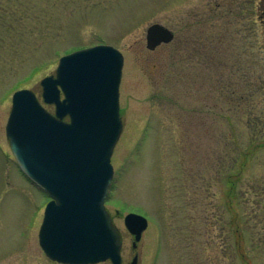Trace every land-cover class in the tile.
<instances>
[{
	"label": "rangeland",
	"instance_id": "obj_1",
	"mask_svg": "<svg viewBox=\"0 0 264 264\" xmlns=\"http://www.w3.org/2000/svg\"><path fill=\"white\" fill-rule=\"evenodd\" d=\"M153 24L174 38L149 50ZM95 45L124 56L105 200L123 264H264V0H0V264H57L39 244L49 198L6 136L12 95L40 97ZM129 213L149 223L136 248Z\"/></svg>",
	"mask_w": 264,
	"mask_h": 264
},
{
	"label": "water",
	"instance_id": "obj_2",
	"mask_svg": "<svg viewBox=\"0 0 264 264\" xmlns=\"http://www.w3.org/2000/svg\"><path fill=\"white\" fill-rule=\"evenodd\" d=\"M173 38L169 29L154 24L147 30V48L154 50ZM123 65L122 54L108 45L62 57L56 76L41 81L44 101L56 106L55 115L31 91L13 96L7 136L21 170L52 198L40 245L61 263L122 264L120 238L105 200L114 174L111 157L123 129ZM125 226L139 241L148 221L131 213ZM132 264H138L137 258Z\"/></svg>",
	"mask_w": 264,
	"mask_h": 264
},
{
	"label": "flooded vegetation",
	"instance_id": "obj_3",
	"mask_svg": "<svg viewBox=\"0 0 264 264\" xmlns=\"http://www.w3.org/2000/svg\"><path fill=\"white\" fill-rule=\"evenodd\" d=\"M133 238H134V239H133V242H132V246H133L134 248H136L139 242L136 243V242H135V237H134V236H133ZM135 256H138V255L135 254L134 257H135ZM134 257H133V258H134ZM138 257H139V256H138ZM133 258H132V259H133ZM54 262H55V261H54ZM56 263H57V264H62V263H58V262H56Z\"/></svg>",
	"mask_w": 264,
	"mask_h": 264
}]
</instances>
